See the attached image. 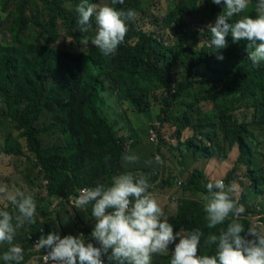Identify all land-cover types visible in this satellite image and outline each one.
<instances>
[{"label": "trees", "instance_id": "16d2710c", "mask_svg": "<svg viewBox=\"0 0 264 264\" xmlns=\"http://www.w3.org/2000/svg\"><path fill=\"white\" fill-rule=\"evenodd\" d=\"M11 2L17 4L18 0L0 3V13L8 11L5 27L12 41L7 47L0 42V126L10 117L17 134L7 135L0 155L33 158L37 179L44 180L45 186L31 190L38 189L47 202V206L36 207L34 224L18 230L14 243L23 248L20 264L27 262L28 255L46 251L37 248L34 241L53 229L62 238L81 233L87 242L95 223L91 206L78 208L75 199L81 189L110 185L112 177L126 171L145 176L152 194L157 181L171 189L182 180L184 196L176 213L166 216L174 232L181 228H199L205 236L217 232L206 227L203 211L206 184L211 180L208 165L212 159H227L235 148L239 151L237 160L218 179L226 176V185L238 186L235 198L247 211L257 201L253 200L264 196V62L254 66L248 59L249 42H233L231 35L226 37L227 47H211L208 25L215 22L213 9L217 5L202 10L200 0H174L173 9L150 22L153 29L140 23L139 13L146 12L142 0L114 5L118 10H134L136 18L128 22L125 40L115 54L105 56L96 47L85 53L56 47L62 35H71L79 45L86 39L78 24L80 0H20L13 13L7 9ZM256 2L251 0L245 15H256ZM89 3L98 4V0ZM90 27L97 30L95 17ZM28 32L30 37L44 38L43 42H28ZM106 78L114 79L120 105L127 103L140 115L152 110L156 93L163 90L157 123L167 122L173 109L179 108L176 139L185 149L178 150L183 157L192 155L195 163L179 172L173 158L169 167L176 182L166 175L169 167L160 161L159 154L166 160L161 153L166 140L160 132L155 142L148 136V144L139 141L129 149L125 138L109 123L101 110L100 88ZM207 102L213 103V109L206 111L200 124L194 123L191 113L200 115L198 110ZM188 129L193 135L185 140ZM138 149L139 158L146 157L148 162L126 164L122 157ZM200 160L203 170L197 168ZM5 210L12 212L14 208L9 204ZM239 222L246 229L251 227L244 220ZM169 247L174 249V244ZM5 249L0 246V256ZM213 250L204 246L202 238L200 254H212ZM153 257L156 264H170L171 253ZM103 259L104 264H110L107 256ZM0 264L6 262L0 259Z\"/></svg>", "mask_w": 264, "mask_h": 264}, {"label": "clouds", "instance_id": "9594fccd", "mask_svg": "<svg viewBox=\"0 0 264 264\" xmlns=\"http://www.w3.org/2000/svg\"><path fill=\"white\" fill-rule=\"evenodd\" d=\"M222 5L214 24L208 25L210 45L216 50L227 47L226 37L233 42L247 40L248 59L254 66L264 62V0L254 5L256 15H245L251 0H211ZM125 0H111L109 4L80 0L77 6L81 32H87L95 17L96 34L91 43L105 55L115 54L128 32V22L136 18L132 9L118 10ZM223 60L222 55L217 57ZM126 164H135L139 157L125 155ZM159 161V158H157ZM151 185L143 175L130 171L112 177L111 184H97L80 190L74 203L78 208L91 206L95 223L87 240L83 234L63 238L55 229L41 235L36 247L46 250L44 264H104L103 257L115 264H152L155 254L171 253L170 264H264V229L248 227L239 222L245 206L235 198L238 186L226 185L216 179L206 184L203 211L206 227L217 232L205 233L199 229L174 232L169 217L148 189ZM0 196L10 203L14 211L0 209V246H6L2 259L6 264H20L23 248L14 243L18 230L34 224L36 202L31 195L10 190L0 185ZM231 217V219H230ZM230 222L223 227L225 221ZM242 220V219H241ZM43 231V229H41ZM212 254H200L201 240ZM178 239V243L176 242ZM174 249L170 251V245Z\"/></svg>", "mask_w": 264, "mask_h": 264}, {"label": "rangeland", "instance_id": "374dc122", "mask_svg": "<svg viewBox=\"0 0 264 264\" xmlns=\"http://www.w3.org/2000/svg\"><path fill=\"white\" fill-rule=\"evenodd\" d=\"M3 0H0V3ZM13 1V0H11ZM202 10L208 7V5L214 6L211 0H200ZM20 0L18 3H10L7 9L13 13L19 6ZM111 0H98V4H109ZM145 5V13H139L140 23L145 25L148 29H153L152 24L150 23L152 20L162 19L171 9L174 8V0H142ZM222 5H217L214 7L213 12L217 15L222 11ZM1 14L2 18H0V42L3 46H10L12 44L11 38L6 33L5 20L7 18L8 11L5 10ZM245 14V13H244ZM214 18L213 20H215ZM36 31L39 30L36 28ZM85 32H83L84 34ZM96 30L89 27V30L86 32V39L90 40L95 36ZM28 37H30V33H26ZM28 42L37 43L36 41L43 42L42 37L32 36L27 38ZM56 47L65 48L73 52L77 53H85L88 52L91 48L95 47L89 43L88 46H84L82 44H76L74 38L71 35L65 36L62 35V38L57 42ZM177 80V78H176ZM101 95L103 97V101L101 103V110L104 115L108 118L109 123L115 128L118 136H122L125 138L126 147L132 149L130 146H136L139 141L142 144H148V129L154 126L157 122H160L157 117L161 114V105H159V100L163 97V90L158 91L156 93L157 101H155L154 106L151 111L146 114H138L133 110V108L126 103V105H120L118 101V93L115 86V82L113 78H106L104 80V86L100 88ZM196 98V97H195ZM202 109L198 110L199 113H191L193 122L196 124H200L203 120L206 119L207 113L213 109V103L207 102L204 103ZM179 108L173 109V114L170 116V119L161 124L160 136L166 140V146L163 145L161 147V153L165 156L166 160L160 156V161L165 162L167 167H169L172 162L171 160L174 158L177 162V168L179 172H181L184 168L189 169L194 166L195 158L192 155H187L186 157L182 156V152L180 149H185V146H178V141L176 139V119L178 116H181V113L178 112ZM12 119L10 117L6 118V121L3 125L0 126V148L5 146L6 138L9 133H13L14 135L17 132L14 129V125L11 122ZM193 135L192 130H186L184 133L185 140L190 138ZM264 143V136L261 138ZM176 149V150H175ZM185 152V150H183ZM128 153H131L130 151ZM140 149L138 151H133L131 155H136L139 157ZM176 156V157H175ZM239 156V151L237 148L233 149L231 152H228L227 159L217 158L212 159L208 165V173L211 175V180H216L221 175H226L234 165L235 161ZM148 162L146 157L140 159L137 162ZM35 162H33V158L29 160H25L24 158H11L0 155V185L7 186L10 190H19L24 192L26 195H31L33 199L36 201L37 206H47V202L43 201L42 196H39L40 191L38 189L31 190L34 186L39 187L40 184L44 185V180L41 181L38 178V170L35 167ZM204 162L200 160V163L197 164V168H203ZM173 167H176L173 164ZM183 172V171H182ZM166 175L171 176L174 179L173 182L177 181V178L171 167L166 169ZM226 176L223 178L225 181ZM181 180V179H180ZM179 181V180H178ZM177 181V185H174L172 189L157 186L156 192L153 194H158V200L162 205H167V212H169L170 216H173L177 211L178 201L184 196L182 189L179 187ZM245 181V180H244ZM156 185V183H155ZM45 186V185H44ZM160 187V190H158ZM241 188V187H240ZM242 190L244 187L241 188ZM170 190H173L171 195H169ZM264 190V187H263ZM264 192V191H263ZM167 193V194H165ZM160 194H163L166 198L160 197ZM154 196V195H153ZM156 198V196H154ZM264 202V196L260 199L256 198L253 201ZM256 201V202H257ZM10 203H8L2 196H0V209H5L8 207ZM81 233H78L80 235ZM178 243V242H177ZM171 251V250H170ZM31 262L30 264H38L40 261L36 258L35 254L30 255ZM152 264H156V259L152 257Z\"/></svg>", "mask_w": 264, "mask_h": 264}, {"label": "built area", "instance_id": "2783aa9c", "mask_svg": "<svg viewBox=\"0 0 264 264\" xmlns=\"http://www.w3.org/2000/svg\"><path fill=\"white\" fill-rule=\"evenodd\" d=\"M161 129V123H156L154 126H152L149 129L148 136L150 137V140L152 142H155L158 138V132H160ZM179 187L182 185V180L178 181ZM261 200L254 202L252 205L251 211H247L245 208V212L239 217V219H242L250 224L251 227H257L258 229H264V202H260ZM30 240H32V237L29 236ZM37 240L34 241L36 243ZM44 254H46V251L41 254H36V258L38 261H40L41 264H44ZM30 264V263H25Z\"/></svg>", "mask_w": 264, "mask_h": 264}, {"label": "crops", "instance_id": "0c3cea01", "mask_svg": "<svg viewBox=\"0 0 264 264\" xmlns=\"http://www.w3.org/2000/svg\"><path fill=\"white\" fill-rule=\"evenodd\" d=\"M159 185V181H157L156 182V186L154 187V188H156L157 189V186ZM161 186V185H160ZM162 187V186H161ZM172 189V188H171ZM158 190H160V187H158ZM172 191L173 190H170V193H169V195H171V193H172ZM156 192V191H155ZM165 194H167V193H165ZM154 196H156V199L158 200V194L157 193H155V194H153ZM160 197H162V198H166L163 194H160ZM263 196H260V199L262 198ZM259 198V197H258ZM34 201H35V199H34ZM158 202L160 203V201L158 200ZM160 205H161V207H162V209H163V211H164V213H165V216H167L168 214H169V212H167L168 210H167V205L168 204H166V205H162L161 203H160ZM34 254V253H33ZM31 255V254H30ZM30 255H28V260H27V262L26 263H30L31 262V258H30ZM36 255V254H35Z\"/></svg>", "mask_w": 264, "mask_h": 264}]
</instances>
